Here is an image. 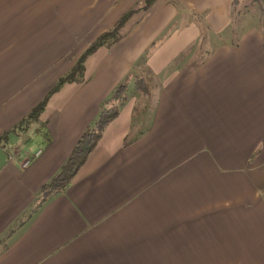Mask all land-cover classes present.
Wrapping results in <instances>:
<instances>
[{"label": "crops", "instance_id": "0c3cea01", "mask_svg": "<svg viewBox=\"0 0 264 264\" xmlns=\"http://www.w3.org/2000/svg\"><path fill=\"white\" fill-rule=\"evenodd\" d=\"M140 2L0 0V133ZM259 3L156 0L87 58L86 80L64 85L41 114L39 145L0 164V264H264ZM121 82L119 114L43 200Z\"/></svg>", "mask_w": 264, "mask_h": 264}, {"label": "trees", "instance_id": "16d2710c", "mask_svg": "<svg viewBox=\"0 0 264 264\" xmlns=\"http://www.w3.org/2000/svg\"><path fill=\"white\" fill-rule=\"evenodd\" d=\"M155 1L156 0H141L138 6L135 5L124 11L111 28L97 36L84 49L75 59L71 67L49 87L43 98L37 102L25 116L19 119L10 128L0 133V148L4 149L7 157L12 160L18 159V153L20 152L19 148H15V152H11L10 150V138L12 135L23 136L34 126L40 127V129H37V132L45 135L42 131L45 122L41 121L40 117L50 98L66 84L83 83L86 80L87 58L97 49L101 47H111L120 41L124 37L123 28L126 23L136 13L148 9ZM134 86L136 90L143 94L148 92V85L143 77H137L134 81ZM126 97L127 84L121 82L112 90L109 97L103 101L97 117L93 120L92 124L82 132L58 172L40 189L44 197L43 200L51 193H57L63 190L72 180L79 167L85 162L89 154L95 148L105 127L119 114L120 108L126 100Z\"/></svg>", "mask_w": 264, "mask_h": 264}, {"label": "rangeland", "instance_id": "374dc122", "mask_svg": "<svg viewBox=\"0 0 264 264\" xmlns=\"http://www.w3.org/2000/svg\"><path fill=\"white\" fill-rule=\"evenodd\" d=\"M259 5L264 12V0H259ZM257 4H253L252 8H255ZM200 21V20H199ZM238 22V17L235 16L234 21H233V26ZM236 26V25H235ZM138 93V90H136ZM37 129H40V127H32L27 133H25L23 136H15L12 135L10 138V150L11 152H15V148H19L23 150L25 147L31 148L32 146H37L39 145L38 142V137L36 134H38ZM6 154L4 152V149L0 148V164L3 163L6 160ZM57 173V172H56Z\"/></svg>", "mask_w": 264, "mask_h": 264}, {"label": "built area", "instance_id": "2783aa9c", "mask_svg": "<svg viewBox=\"0 0 264 264\" xmlns=\"http://www.w3.org/2000/svg\"><path fill=\"white\" fill-rule=\"evenodd\" d=\"M38 154H39V151L35 153V155H38ZM29 161H30L29 158H27V159H23V161H22V166H23V167H26V166L29 164Z\"/></svg>", "mask_w": 264, "mask_h": 264}, {"label": "bare ground", "instance_id": "6f19581e", "mask_svg": "<svg viewBox=\"0 0 264 264\" xmlns=\"http://www.w3.org/2000/svg\"><path fill=\"white\" fill-rule=\"evenodd\" d=\"M32 162V161H31Z\"/></svg>", "mask_w": 264, "mask_h": 264}]
</instances>
